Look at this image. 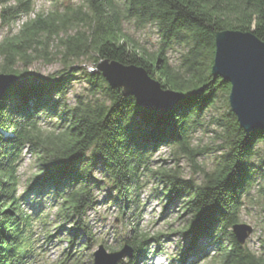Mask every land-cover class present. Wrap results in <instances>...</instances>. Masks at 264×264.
<instances>
[{
  "label": "trees",
  "instance_id": "trees-1",
  "mask_svg": "<svg viewBox=\"0 0 264 264\" xmlns=\"http://www.w3.org/2000/svg\"><path fill=\"white\" fill-rule=\"evenodd\" d=\"M10 2L14 5L7 10V21L29 11L28 1L0 0V4ZM125 22L139 28L154 26L158 35L154 55L131 44L122 30ZM71 29L74 34H69ZM227 30L253 32L264 41V0H82L77 10L38 15L4 39L0 73L20 76L17 65L52 60L54 38L65 69L85 57H91L94 66L104 60L134 65L144 68L162 88L185 98L163 114L148 111L121 88H111L97 69L83 77L92 96L100 95L104 102L78 97L75 105H67L69 82L78 68L58 79L37 76L38 82L22 89L10 87L0 100V264H28L33 256L26 234L31 218L21 209L27 195H16L24 152L40 162L31 190L58 202L74 236L89 240L82 246L85 249L95 244L85 221L87 210L97 202L94 190L99 182L94 172L99 169L105 176L113 193L108 198L127 220L141 207L144 172L160 148L175 147L192 159L203 154L192 148V133L221 96L227 110L217 121L221 153L214 170L199 169L200 183L169 172L157 175L165 187L163 196L181 202L190 216L183 234L189 239L186 251L191 256L206 259L203 251L210 244L215 249L207 264H264V244L261 254L252 252L237 242L232 231L240 224L243 199L259 177L263 181L259 196L264 200V161H255L264 150V130L240 127L228 101L230 84L212 75L215 37ZM175 47L184 50L173 65L168 53ZM46 114L56 122L48 134L39 126L40 116ZM136 226L130 223L128 230L135 234L124 239L131 256L119 264H141L148 256L147 236ZM72 256L68 254L65 262L93 264L80 258L69 262Z\"/></svg>",
  "mask_w": 264,
  "mask_h": 264
},
{
  "label": "rangeland",
  "instance_id": "rangeland-1",
  "mask_svg": "<svg viewBox=\"0 0 264 264\" xmlns=\"http://www.w3.org/2000/svg\"><path fill=\"white\" fill-rule=\"evenodd\" d=\"M28 1L29 11L20 13L18 17L7 21L8 9L14 3L0 4V44L5 38L16 35L22 25L35 19L38 15L49 14L58 11L64 13L77 10L82 6V0H24ZM5 18L2 16V12ZM123 33L128 37L131 44L137 46L147 55H154L158 48V35L152 25L144 28L137 27L133 22H125L122 26ZM70 30L69 34H74ZM58 41H50V55L52 60L38 59L31 64H19L16 69L30 77L40 76L58 79L63 72H71L78 68L77 74L69 82V90L66 103L72 107L81 100L106 101L102 96L93 97L89 92V86L85 82L83 73L97 69L91 57H85L71 64L69 69L64 67V59L57 55ZM60 50V49H59ZM184 48L175 47L169 51L168 56L173 65L178 63L180 54ZM56 57H55V56ZM66 76V75H65ZM227 110L224 96L219 97L215 105L210 108L202 121V126L192 133V148L202 151L193 159L175 147H162L151 160L148 169L144 172L143 186L141 190V207L127 220L123 218L118 207L110 202L108 196L113 195L107 179L100 170L94 172L98 183L94 190L96 205L87 210L85 221L92 228L95 244L86 246L89 240L84 235L74 236L70 231L69 222H65L63 213L59 210L58 202L51 196L40 197L31 189L34 181L40 174V162L37 157L24 152L17 169V191L16 195L22 197L27 195L21 209L24 214L31 218L30 228L26 234L32 243L33 256L28 259V264H69L65 262L68 254L74 258H80L83 262H93V253L100 244L105 246L107 252L118 251L124 245V239L132 237L135 233L128 230L130 223L135 224L138 232L147 236L148 256L142 259L141 264H204L211 261L215 248L210 247L203 251L206 259L201 256L193 257L186 246L189 239L183 234L190 216L182 209L181 202H169L164 197L165 187L160 181L157 173L169 172L183 179H192L196 183L202 180L200 170L212 171L216 167L217 158L220 155L221 140L217 121ZM41 130L48 134L56 128L55 120L50 115H41L39 119ZM264 161V150L258 153L256 162ZM200 169V170H199ZM263 181L257 178L247 196L243 199V207L239 215V223L253 228L252 234L246 240L245 245L252 252L261 254V246L264 244V200L261 199L259 188ZM34 190V189H33ZM29 191H32L28 194ZM111 192V193H110ZM73 239V244H70ZM205 245V244H204ZM214 246V245H213ZM125 257L123 260H126ZM121 260L120 262H122ZM208 262V263H209ZM207 264V263H206Z\"/></svg>",
  "mask_w": 264,
  "mask_h": 264
},
{
  "label": "water",
  "instance_id": "water-1",
  "mask_svg": "<svg viewBox=\"0 0 264 264\" xmlns=\"http://www.w3.org/2000/svg\"><path fill=\"white\" fill-rule=\"evenodd\" d=\"M97 70L111 88H121L148 111L163 114L185 98L176 91L162 88L161 83L141 67L104 60L98 63ZM211 72L230 84L228 101L240 127L246 131L264 130V41L253 32L227 30L218 33ZM36 77L0 73V100L10 87L22 89L31 82H38ZM232 231L237 242L243 245L253 228L236 224ZM131 252L127 245L107 252L100 244L93 253V264H119L131 256Z\"/></svg>",
  "mask_w": 264,
  "mask_h": 264
}]
</instances>
